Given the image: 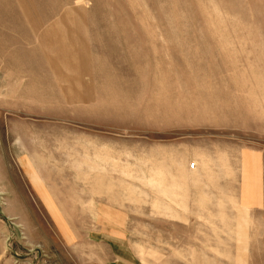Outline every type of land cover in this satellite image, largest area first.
I'll return each instance as SVG.
<instances>
[{
    "label": "rangeland",
    "instance_id": "374dc122",
    "mask_svg": "<svg viewBox=\"0 0 264 264\" xmlns=\"http://www.w3.org/2000/svg\"><path fill=\"white\" fill-rule=\"evenodd\" d=\"M264 0H0V264H264Z\"/></svg>",
    "mask_w": 264,
    "mask_h": 264
},
{
    "label": "crops",
    "instance_id": "0c3cea01",
    "mask_svg": "<svg viewBox=\"0 0 264 264\" xmlns=\"http://www.w3.org/2000/svg\"><path fill=\"white\" fill-rule=\"evenodd\" d=\"M263 177L261 178V182H262V185H261V192H262V195H264V174L262 175ZM263 201H264V198H263Z\"/></svg>",
    "mask_w": 264,
    "mask_h": 264
}]
</instances>
